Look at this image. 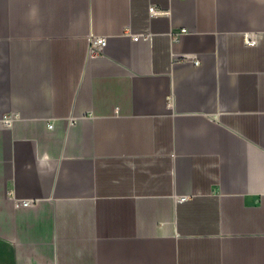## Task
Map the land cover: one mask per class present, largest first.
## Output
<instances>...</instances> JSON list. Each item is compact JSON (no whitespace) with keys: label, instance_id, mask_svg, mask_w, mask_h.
Here are the masks:
<instances>
[{"label":"crops","instance_id":"0c3cea01","mask_svg":"<svg viewBox=\"0 0 264 264\" xmlns=\"http://www.w3.org/2000/svg\"><path fill=\"white\" fill-rule=\"evenodd\" d=\"M0 264H264V0H0Z\"/></svg>","mask_w":264,"mask_h":264},{"label":"built area","instance_id":"2783aa9c","mask_svg":"<svg viewBox=\"0 0 264 264\" xmlns=\"http://www.w3.org/2000/svg\"><path fill=\"white\" fill-rule=\"evenodd\" d=\"M149 13L151 17H154L156 15H162L165 12L159 8H157L154 4L151 5L149 7ZM131 37L133 38V40L138 41V39H143V40H149L151 38V33L150 32H138V34H134V33H130ZM106 41L107 38L104 36H97L94 34H90V36L88 37V43H89V47H88V57H92V56H99L103 53L104 48L106 47ZM245 41L248 45L250 44H255L256 43V39L254 34H246L245 35ZM199 60L195 59V64H198ZM13 115H9V116H5L3 118L5 124L7 125H11L13 122ZM49 127H53L52 123H49ZM180 200H184L186 199V197H181L179 198ZM33 203L32 200H18L17 204L19 205H24V206H30Z\"/></svg>","mask_w":264,"mask_h":264}]
</instances>
